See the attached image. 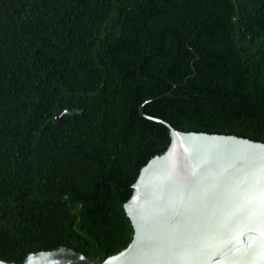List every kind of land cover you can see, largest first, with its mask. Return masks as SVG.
<instances>
[{"label":"trees","instance_id":"16d2710c","mask_svg":"<svg viewBox=\"0 0 264 264\" xmlns=\"http://www.w3.org/2000/svg\"><path fill=\"white\" fill-rule=\"evenodd\" d=\"M170 88L143 111L264 142V0H0L1 260L129 242L123 203L169 141L138 105Z\"/></svg>","mask_w":264,"mask_h":264},{"label":"water","instance_id":"95a60500","mask_svg":"<svg viewBox=\"0 0 264 264\" xmlns=\"http://www.w3.org/2000/svg\"><path fill=\"white\" fill-rule=\"evenodd\" d=\"M170 91L138 105L167 127L169 141L140 167L123 203L129 242L99 262L58 245L20 264H264V142L179 130L143 111Z\"/></svg>","mask_w":264,"mask_h":264},{"label":"clouds","instance_id":"9594fccd","mask_svg":"<svg viewBox=\"0 0 264 264\" xmlns=\"http://www.w3.org/2000/svg\"><path fill=\"white\" fill-rule=\"evenodd\" d=\"M0 264H4V262L3 261H0Z\"/></svg>","mask_w":264,"mask_h":264}]
</instances>
